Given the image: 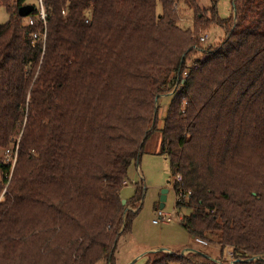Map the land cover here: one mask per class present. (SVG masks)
<instances>
[{
	"label": "trees",
	"instance_id": "obj_1",
	"mask_svg": "<svg viewBox=\"0 0 264 264\" xmlns=\"http://www.w3.org/2000/svg\"><path fill=\"white\" fill-rule=\"evenodd\" d=\"M182 1L186 29L179 0H44L43 43V22L18 14L30 3L0 0V264H115L141 196L120 190L155 132L190 192L181 225L231 248V264H264L249 260L264 257V0H233L227 19L217 0ZM217 23L224 38L202 48ZM17 138L8 179L1 151ZM218 261L158 250L146 264Z\"/></svg>",
	"mask_w": 264,
	"mask_h": 264
},
{
	"label": "rangeland",
	"instance_id": "obj_2",
	"mask_svg": "<svg viewBox=\"0 0 264 264\" xmlns=\"http://www.w3.org/2000/svg\"><path fill=\"white\" fill-rule=\"evenodd\" d=\"M27 3L33 4L34 0H27ZM198 3L201 7L213 5L211 0H198ZM215 9L219 18L227 19L233 15V0H217ZM157 11L160 12L159 4H157ZM178 16L179 25L183 29L191 27L193 11L185 7L182 0H179ZM7 17L6 10L1 8L0 23L5 22ZM226 30L223 25L217 23L210 25L206 31H199L198 37L200 35L207 36L204 41H200L201 47L206 48L211 44L215 45L220 42L224 38ZM188 63L190 62L188 61ZM169 100V94L161 95L158 99L157 115L159 126L162 125ZM160 140L159 132L152 133L147 138L141 156L129 169L126 186L124 185L120 190L121 198L125 201L134 195L136 186L141 188V196L140 201L137 203L139 211L132 222L130 233L121 235L117 241L113 252L115 264H146L151 253L155 251L169 249L173 252H181L186 246L190 247L189 249L200 247V250H206L217 261L221 258L231 262L234 259L231 254V248L226 247L221 251V246L218 242L208 243L207 246H199L194 238H190L188 233L181 228L178 220L168 223H153V220L157 218L156 206L158 207L160 204L159 199L162 189L167 188L162 211L171 214L175 208V194L168 187V183L172 179L170 162L166 156L157 153ZM126 210L133 209L126 207ZM189 212L190 209H184L178 210L177 213L181 216ZM190 252L193 253V251H189L185 252V254H180L187 255ZM218 262L220 263V261ZM97 264H106V262L100 261Z\"/></svg>",
	"mask_w": 264,
	"mask_h": 264
},
{
	"label": "built area",
	"instance_id": "obj_3",
	"mask_svg": "<svg viewBox=\"0 0 264 264\" xmlns=\"http://www.w3.org/2000/svg\"><path fill=\"white\" fill-rule=\"evenodd\" d=\"M32 5L34 6L35 9L28 16H26V23L29 25H32L34 23L35 19H40L43 22L44 28H43L42 32L33 33L31 35V38L39 40L40 42L44 43L45 38H46V29H45L46 12H45L44 0H34V3ZM206 38H207L206 35H200L198 37L199 41H204ZM194 48L196 49L197 47L194 46ZM184 75H186V74L184 73ZM18 149H19V138L12 141L1 152L2 162L4 164H8L10 166V172L8 175V179H9L10 173L12 172L13 167L16 163V159H17V155H18ZM171 177H172V179L168 184H169V187L174 191V194H175L174 212L171 214H167V213L163 212L162 209L157 208L156 209L157 218L153 220V223H155V224H157L159 222L168 223V222L174 221V220H178L179 223L182 221V216L178 215V213H177L178 212L177 204L183 202L190 195V192L189 191L188 192H184V191L176 192L174 185H175V183L180 182L182 180V177L178 173L175 174L174 176H171ZM0 179H1V176H0ZM2 199H3V196L1 195L0 200H2ZM194 240L200 244H204V245L208 244L207 241L203 240L200 237L194 238ZM187 252H189V250H187L186 253ZM230 264H231V262H230Z\"/></svg>",
	"mask_w": 264,
	"mask_h": 264
},
{
	"label": "water",
	"instance_id": "obj_4",
	"mask_svg": "<svg viewBox=\"0 0 264 264\" xmlns=\"http://www.w3.org/2000/svg\"><path fill=\"white\" fill-rule=\"evenodd\" d=\"M34 6L32 4H25L23 6H21L19 9H18V14L21 16V17H26L28 16L31 12L34 11ZM167 192V188L165 189H162L161 190V196H160V204H159V208L162 209L163 208V205H164V201H165V198H166V195L165 193ZM122 203H125V200L123 199L122 200ZM161 251H167V250H164L162 249ZM189 251H193L194 253H200V254H203L207 257H210L208 256L207 254L203 253V252H200V251H196V250H193V249H189ZM170 252V251H169ZM211 258V257H210ZM213 259V258H211ZM249 260H262L264 261V257H253V258H250ZM234 262V260L231 261V263Z\"/></svg>",
	"mask_w": 264,
	"mask_h": 264
},
{
	"label": "crops",
	"instance_id": "obj_5",
	"mask_svg": "<svg viewBox=\"0 0 264 264\" xmlns=\"http://www.w3.org/2000/svg\"><path fill=\"white\" fill-rule=\"evenodd\" d=\"M125 186H126V184H125ZM168 187H169V184H168ZM137 188H139V186H136L135 187V189H137ZM170 188V187H169ZM134 189V190H135ZM164 206V205H163ZM128 208H132V207H130V206H128ZM157 208H159V205H158V207L156 206V209ZM133 210H136L137 209V206L136 207H134V208H132ZM184 209H187V208H180V210H184ZM183 215H185V214H183ZM183 215H181V216H183ZM180 226H181V228L186 232V233H188V235L190 236V238H194L191 234H190V232L185 228V227H183L182 225H181V223H180ZM196 242V241H195ZM197 244H199V246L200 245H203L204 246V244H200V243H198V242H196ZM208 245V244H207ZM207 245H205V246H207ZM182 246H184V245H182ZM189 248L190 247H188V246H186V247H184V249L181 251V252H178V253H182V254H184L187 250H189ZM200 247H197V248H193V250H196V251H200V252H203V253H206V254H208V256H210V257H212L211 256V254L210 253H207V251L206 250H200L199 249ZM202 248H205V247H202ZM167 251L169 252H173V251H171V250H169V249H167ZM213 259H214V257H212Z\"/></svg>",
	"mask_w": 264,
	"mask_h": 264
}]
</instances>
